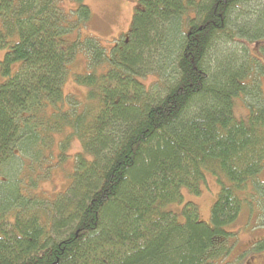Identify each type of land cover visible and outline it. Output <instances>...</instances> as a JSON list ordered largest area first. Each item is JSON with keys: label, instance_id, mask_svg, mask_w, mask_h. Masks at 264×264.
I'll return each mask as SVG.
<instances>
[{"label": "trees", "instance_id": "1", "mask_svg": "<svg viewBox=\"0 0 264 264\" xmlns=\"http://www.w3.org/2000/svg\"><path fill=\"white\" fill-rule=\"evenodd\" d=\"M76 1L0 0V264H228L227 227L245 207L264 223V0H138L110 50ZM79 52L84 105L64 93ZM67 161L68 188L37 191ZM206 173L211 222L169 209Z\"/></svg>", "mask_w": 264, "mask_h": 264}, {"label": "rangeland", "instance_id": "2", "mask_svg": "<svg viewBox=\"0 0 264 264\" xmlns=\"http://www.w3.org/2000/svg\"><path fill=\"white\" fill-rule=\"evenodd\" d=\"M72 2L76 7L78 6L76 0H72ZM85 3L92 10V17L85 26L81 24L80 37L84 40L88 36H93L99 40L102 46L110 50L115 45L116 40L123 38L129 32L138 0H85ZM260 45V43H249V49L264 62V52L261 53L259 51ZM4 53L5 50H0V60L4 57ZM86 63V55L83 52H79L69 66L71 75H69L67 82L64 84L65 95H76L82 105L87 102L88 88L75 83L73 76L74 74L87 72ZM154 80V77L144 78V82L147 85ZM247 112L248 108L245 101L239 99L236 104L237 115L245 116ZM80 148V143L73 141L70 152L74 153ZM71 170L72 163L70 161L60 165L43 167V174L39 177L42 180H39L37 191H44L45 194H51V197L59 192H64L70 184L68 175ZM219 191L220 185L216 177L211 173H206V181L202 184L200 195H192L187 189H183V202L171 204L169 209L180 214L183 205L187 201H194L199 206L200 219L211 222V209ZM248 216L249 210L245 207L238 220L227 227V230L237 234L236 244L228 259V264H264V250L257 248L260 243H264V223L261 222V225H259L260 221L258 222L253 215L251 217ZM181 218H183L182 215ZM237 255H243V258L238 261L234 260L233 257Z\"/></svg>", "mask_w": 264, "mask_h": 264}, {"label": "bare ground", "instance_id": "3", "mask_svg": "<svg viewBox=\"0 0 264 264\" xmlns=\"http://www.w3.org/2000/svg\"><path fill=\"white\" fill-rule=\"evenodd\" d=\"M235 43V42H234ZM70 116V115H69ZM82 185V184H81Z\"/></svg>", "mask_w": 264, "mask_h": 264}]
</instances>
